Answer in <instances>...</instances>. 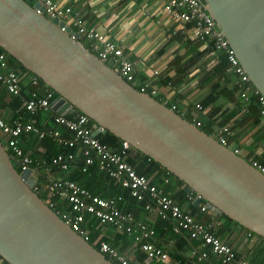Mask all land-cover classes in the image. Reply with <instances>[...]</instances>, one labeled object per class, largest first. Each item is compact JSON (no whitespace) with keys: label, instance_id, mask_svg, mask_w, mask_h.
Here are the masks:
<instances>
[{"label":"water","instance_id":"95a60500","mask_svg":"<svg viewBox=\"0 0 264 264\" xmlns=\"http://www.w3.org/2000/svg\"><path fill=\"white\" fill-rule=\"evenodd\" d=\"M264 97V0H200ZM39 2L0 0V48L57 94L50 109L78 111L158 163L205 203L264 238V175L192 122L139 92ZM63 28V29H61ZM0 140V258L8 264H113L74 232L18 172Z\"/></svg>","mask_w":264,"mask_h":264},{"label":"built area","instance_id":"2783aa9c","mask_svg":"<svg viewBox=\"0 0 264 264\" xmlns=\"http://www.w3.org/2000/svg\"><path fill=\"white\" fill-rule=\"evenodd\" d=\"M34 1L40 3L43 8L42 14L45 17L49 20L56 18L63 22L64 27L70 29L71 37L80 42H89L88 49L91 52L115 70L127 83L135 87L133 63L125 58L122 44L110 40L103 31L88 27L78 12L71 7L56 0ZM163 13L169 20L181 25L177 31L172 32L174 35L178 31L185 32L184 25L189 26L187 38L205 43L211 41L215 52L224 53L229 65L228 72L233 76L235 94L246 105L253 101L259 115L264 118V97L251 84L233 50L217 28L215 21L203 9L200 0H166L163 5ZM25 80L22 73L11 67L5 53L0 52V84L8 94L20 98L21 109L27 114V119L19 118L12 123L0 118V140L5 150L9 151V155L17 162L20 172L28 169H33L34 172V169L38 167L43 168L44 172L46 171L45 175H41L42 179L36 180L31 175L36 181L32 190L38 195L43 194L45 204L53 211L56 210V212L54 211L56 215L74 232L90 243L89 241L92 239L86 217L93 218L98 225H111L118 231L132 236L147 259L158 264H181L172 259L166 250L155 246L152 243L153 231L144 223L137 221L131 213L120 210L116 199H105L94 195L75 181L62 176L63 174L51 175V167L47 166L45 161L34 162L30 156L24 155L18 143L22 134H32L39 140L50 137L62 146L74 148L75 152L58 154L53 157L51 164L59 167L60 171L66 172L76 156L82 157L83 164L80 168L82 173H86L91 167H96L113 184L127 189L132 198L145 202L144 209L146 211L155 209L162 219L174 221L176 230L187 232L191 239L200 240L202 245L209 247L211 252L218 257L221 264H248L244 260L237 259L231 247L223 243L218 236L213 235L207 225L196 221L189 213L183 211L172 198L171 192L157 188L148 177L136 173L127 162L129 151L132 150L128 143L122 141L119 150L102 143L96 136H93L96 126H92L91 120L83 114L71 117L56 114L52 122L63 128L64 133L58 128L47 127L45 124L40 125L36 116L38 113L50 109L51 93L45 92L43 96L38 95L37 77L30 76L27 83ZM28 83L32 90L27 94V97H24L22 87ZM137 87L139 92L148 93L154 98L158 94L157 90L149 85ZM163 104L165 105V103ZM169 108L173 111L177 110L175 105H171ZM195 108L199 111L202 110L200 105H195ZM193 124L198 128L201 126L198 121ZM229 135L228 128H221L210 136L239 156V149L229 147ZM248 163L264 175V164L257 160H250ZM60 201L69 203L71 211L65 212L61 209ZM200 210L205 211L206 207L202 206ZM262 242L264 244V238ZM91 245L93 247L97 245L98 251L113 264H130L124 255L99 238L93 240ZM205 259H207V253L200 252L198 260ZM0 264L8 263L0 258Z\"/></svg>","mask_w":264,"mask_h":264},{"label":"crops","instance_id":"0c3cea01","mask_svg":"<svg viewBox=\"0 0 264 264\" xmlns=\"http://www.w3.org/2000/svg\"><path fill=\"white\" fill-rule=\"evenodd\" d=\"M29 1L35 3L34 0ZM56 1L78 12L88 27L103 31L110 40L122 44L125 58L133 63L135 86L149 85L155 88L158 93L156 98L165 105H175L177 109L175 112L184 119L202 124V121L215 109H219L217 115L220 116L223 111L227 113L235 111L233 117L223 126L219 125L221 121L219 117L211 127V133L221 128H228L230 148L239 149V156L247 162L250 160L264 162V118L255 113L254 107H248L249 105L243 103L235 93L226 96L223 91L201 111L195 108V105L202 104L209 96L215 83H218L221 88L233 89V76L231 75V79L229 78L226 84L219 75H212L218 64L217 54L207 52V43L187 38L189 26L184 25L185 32L178 31L175 35L172 33L181 25L169 20L163 13L166 0ZM83 44L89 47V42H83ZM29 77L26 76V83ZM13 108L15 107L9 101V95L0 87V118L8 123L19 118L27 119L21 116V105L19 109L13 110ZM27 136L29 139L23 145L20 139L18 142L23 152L31 158L42 156L45 152L44 147L37 145L38 140L32 134ZM129 154V156L137 157L132 150ZM45 174L46 171L38 167L34 169L32 175L37 180ZM163 181L165 184L160 189L169 187L167 191L172 193L174 196L172 198L183 211L190 214L191 205H199L195 204V194L186 193L183 186L176 187L165 177ZM109 188L108 184L106 188L108 195ZM180 189L184 194H180ZM97 196L103 198L101 195ZM110 198L112 196L105 197V199ZM202 206L205 204L190 215L196 221L207 225L211 232L218 231L222 221L216 220L215 214L207 208L201 211ZM127 211L153 231L152 243L155 246L166 250L170 256L175 255L178 258L172 257V259L181 264H220L218 257L209 247L202 245L200 240L198 245V240H191L187 232L176 230L174 221L162 219L155 209L146 211L131 205L130 210ZM95 228L99 232L96 239L109 243L124 255L130 264H158L146 258L132 236L118 231L111 225L97 224ZM218 237L231 247L237 259L244 260L248 264H264L263 238L255 234L251 235L237 226ZM198 252H206L207 259L199 261Z\"/></svg>","mask_w":264,"mask_h":264},{"label":"trees","instance_id":"16d2710c","mask_svg":"<svg viewBox=\"0 0 264 264\" xmlns=\"http://www.w3.org/2000/svg\"><path fill=\"white\" fill-rule=\"evenodd\" d=\"M29 3H31V2H29ZM82 43H83V41H82ZM86 47L89 48L88 46H86ZM0 52L5 53L1 48H0ZM207 52H215L213 44H212L211 41H209V42L207 41ZM215 53L217 54V62H218V64H217L216 70L214 71V73L212 75H215V76L219 75V77L222 78L221 80H224V82L226 84H228L229 78L231 79V73L228 72L229 65H228L227 59H226L224 53H222V52H215ZM5 55L7 56L8 62L11 65V67H14L16 70H18L20 73H22V75H24L25 78H26V76H31V77L34 76L33 74H31L28 71H26L13 58L8 56L6 53H5ZM0 87L3 88V86L1 84H0ZM135 87H136V89L138 88L137 86H135ZM227 89H224V87L221 88L218 85V83H215L212 86V88H211V93L209 94V96L204 100V102L202 104H200L201 109H203L206 106H209L213 102L214 98L218 94L222 93L223 91L225 92L226 96H229L230 94H234L235 93L234 88L231 89V90L228 89V91H226ZM31 90H32L31 85L29 83L26 84L25 86L22 87V95L24 97H27V94ZM45 92H50L51 93L50 103H51L52 100H54L57 97V94L54 91H52L41 80L38 79V89H37L38 95L43 96ZM214 92H217V93L214 94ZM8 95H9V101L15 107V108H13V110L19 109L20 105H21L20 98L17 97V96H12L10 94H8ZM155 99L158 100V98H156V97H155ZM248 105H249L248 107H254V109L256 110V112L255 111L254 112L259 116L258 110H257V106L255 105V103L252 101ZM166 106L170 107L171 105L166 104ZM217 112H219V109L213 110L202 121V124L199 127L202 131H204L208 135H211V127L215 124V121L219 117L221 118V121L219 122V125L223 126L235 114V111H232L230 113H227L226 111H223L222 115L220 116V115H217ZM25 114H26L25 111L21 109V116L27 117V116H25ZM76 114H81V113H79L78 111H74V112L68 114L67 116L71 117V116H74ZM55 115H56V113H54L51 109H48L45 112L38 113L36 118H37L38 123L40 125L45 124V126H47V127H54L56 129L58 128V129H60V131L62 133H64L63 128L58 127L55 124H53L52 119H53V117ZM189 121L191 122V120H189ZM90 124L92 126H96L92 121L90 122ZM27 135H31V134H22L20 136L19 139H20V141H22L21 145H23V143L25 141L26 142L28 141L29 137ZM96 137L102 143L110 145L115 150H119L120 149L122 141L120 139L116 138L115 136H113L112 134H110V133H106L105 135L99 134ZM37 140H38V144L37 145L44 147L45 152L43 153L42 156L33 157L32 160L34 159L33 160L34 162L35 161H39V160L45 161L46 165L51 167V175L59 176V175L63 174L62 176H64L67 179L75 181L80 186H83L86 189H88L94 195H101L103 198L108 197V196H112V198L117 200L118 208L120 210H122L123 212H128L127 210H130V206L131 205H133L135 207H139L142 210H145L144 209V206L146 204L145 202H140V201H137L136 199L132 198L130 196L129 191L127 189H124V188L120 187L119 185L113 184V182L106 175H104L103 173L98 171L96 167H91V168H89V170L86 173H82L80 171V168H81V166L83 164V160H82V157H80V156H76L75 157V159L71 163L68 171H66V172L60 171L59 167L53 166L51 164L52 158L57 156L58 154H66L68 152H75L76 150L74 148H69V147L62 146V145L58 144L56 141H54L52 138H50V137H45V138H43L41 140H39V139H37ZM132 151H134L136 153L137 157L128 156L127 157V162L134 168V170L136 171L137 174H140V175H143L145 177L150 178L151 183L153 185H156L157 188L160 189L165 184V182L163 181L164 177L169 179L171 181V183H173V185H175L176 187L183 186V183L180 180H178L173 175L168 173L158 163L154 162L153 160H151L150 158H148L144 154L140 153L139 151H136L134 149H132ZM8 153H10V152L8 151ZM24 155H27V154L24 153ZM262 163H264V162H262ZM32 168H34V167H32ZM16 169H17L18 172H20L19 167H16ZM100 177H103V179H100ZM108 184L110 186V188H109L110 189V194L109 195L107 194L108 191H106V188H107ZM168 188L164 187V190L167 191ZM179 192H180V194H184V192L181 189L179 190ZM39 196H40V198L42 200L45 199L43 194H40ZM172 197H174V196H172ZM204 204L205 203L202 201L201 204H199L197 206L191 205L190 214L192 215V213L195 210H199V207L201 205H204ZM59 207L61 209H63L65 212H69V210L71 211V206L67 202H61L60 201L59 202ZM54 211L56 212V210H54ZM214 217L216 218V220L222 221V226L218 229V231H216V232L215 231L214 232L210 231L215 236H220L221 234H226V233H228L230 231V229L232 227H235V226L240 227L241 229H244L243 227L238 225L236 222L232 221L231 219L227 218L224 215H221V216L214 215ZM86 218L88 219V222H90V225H91V226L89 225V227H90V234H91V239L92 240L89 241V242L91 244H93V240H95L96 237H98V235H99L98 230L95 228V226L98 223H97V221L95 219L93 220V218H92V220H89L90 219L89 217H86ZM244 230L246 232H248L249 234L253 235V233L247 231L246 229H244ZM181 232H184V231H181ZM191 240H194V239H191ZM198 245H199V240H198ZM94 247L96 249H99V247L97 245H94ZM196 249L197 248L195 247V250ZM171 257L178 259L175 255H172Z\"/></svg>","mask_w":264,"mask_h":264},{"label":"rangeland","instance_id":"374dc122","mask_svg":"<svg viewBox=\"0 0 264 264\" xmlns=\"http://www.w3.org/2000/svg\"><path fill=\"white\" fill-rule=\"evenodd\" d=\"M27 1V0H26ZM29 1V0H28ZM30 2V1H29ZM211 135H212V133H211Z\"/></svg>","mask_w":264,"mask_h":264}]
</instances>
